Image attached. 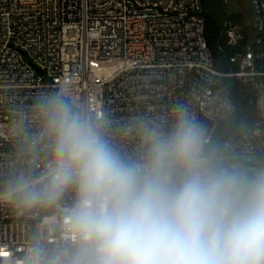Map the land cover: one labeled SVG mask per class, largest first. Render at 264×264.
<instances>
[{
    "label": "built area",
    "instance_id": "2783aa9c",
    "mask_svg": "<svg viewBox=\"0 0 264 264\" xmlns=\"http://www.w3.org/2000/svg\"><path fill=\"white\" fill-rule=\"evenodd\" d=\"M246 1L249 31L226 22L234 70L221 73L202 0H0V264H21L36 244L32 224L46 253L76 240L67 227L74 188L50 204L49 216H42L48 204L25 206L11 191L20 177L29 185L46 179L50 140L36 107L42 97L63 91L115 148L136 158L140 136L132 126L159 124L167 132L181 106L205 130L208 150L217 126L237 111L221 82L230 78L250 94L255 118L220 144L216 160L264 162V0Z\"/></svg>",
    "mask_w": 264,
    "mask_h": 264
},
{
    "label": "clouds",
    "instance_id": "9594fccd",
    "mask_svg": "<svg viewBox=\"0 0 264 264\" xmlns=\"http://www.w3.org/2000/svg\"><path fill=\"white\" fill-rule=\"evenodd\" d=\"M64 95L36 106L50 140L46 179L20 177L11 191L31 207L74 188L67 227L76 240L51 253L37 242L21 264H264V168L220 166L183 106L167 132L133 125L139 155L126 156Z\"/></svg>",
    "mask_w": 264,
    "mask_h": 264
},
{
    "label": "trees",
    "instance_id": "16d2710c",
    "mask_svg": "<svg viewBox=\"0 0 264 264\" xmlns=\"http://www.w3.org/2000/svg\"><path fill=\"white\" fill-rule=\"evenodd\" d=\"M238 1L242 7L241 12L230 14L224 9L222 0H202L206 40L214 58L215 68L221 73L234 70V66L230 63L234 50L226 45L223 38L226 22L232 21L243 26L245 32L249 31L245 27V22L251 17V8L246 0ZM222 80L228 96L237 105V111L229 120L219 124L214 132L208 151L215 160L220 153V144L240 135L255 118L251 96L244 87L230 78Z\"/></svg>",
    "mask_w": 264,
    "mask_h": 264
},
{
    "label": "rangeland",
    "instance_id": "374dc122",
    "mask_svg": "<svg viewBox=\"0 0 264 264\" xmlns=\"http://www.w3.org/2000/svg\"><path fill=\"white\" fill-rule=\"evenodd\" d=\"M224 9L229 12L230 14H237L241 12L242 7L238 0H222ZM221 82L223 80L221 79ZM17 132L19 130L17 129ZM246 162V158L242 157L241 155H221V159L219 162H217L220 166L243 171V172H253L255 170H258L260 168H264V162L261 161L257 157L251 158V162L254 164L253 167H244V163ZM54 207L53 205H45L42 209V216H49L53 213ZM30 239L32 243H37L40 241V229L35 225L32 224L30 228Z\"/></svg>",
    "mask_w": 264,
    "mask_h": 264
},
{
    "label": "water",
    "instance_id": "95a60500",
    "mask_svg": "<svg viewBox=\"0 0 264 264\" xmlns=\"http://www.w3.org/2000/svg\"><path fill=\"white\" fill-rule=\"evenodd\" d=\"M209 125H210V127H212L213 124L211 123ZM252 165H253L252 163H248V162L244 163V167H252Z\"/></svg>",
    "mask_w": 264,
    "mask_h": 264
}]
</instances>
